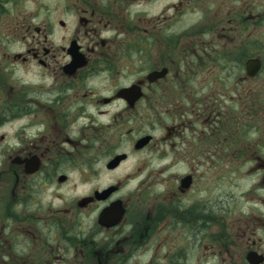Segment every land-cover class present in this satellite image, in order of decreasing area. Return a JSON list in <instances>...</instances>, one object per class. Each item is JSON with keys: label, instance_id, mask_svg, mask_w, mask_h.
I'll return each mask as SVG.
<instances>
[{"label": "flooded vegetation", "instance_id": "flooded-vegetation-1", "mask_svg": "<svg viewBox=\"0 0 264 264\" xmlns=\"http://www.w3.org/2000/svg\"><path fill=\"white\" fill-rule=\"evenodd\" d=\"M41 6L0 0V264H264V0Z\"/></svg>", "mask_w": 264, "mask_h": 264}, {"label": "rangeland", "instance_id": "rangeland-1", "mask_svg": "<svg viewBox=\"0 0 264 264\" xmlns=\"http://www.w3.org/2000/svg\"><path fill=\"white\" fill-rule=\"evenodd\" d=\"M16 1L20 2V4L23 3L24 9L30 10L35 5H43L41 7H47L46 4H48L49 6L57 8L60 0H28L27 2H25V4L23 2L24 0H16ZM9 142H11V138H10ZM245 182H246V180H245V176H244L243 180H242L243 189L246 188Z\"/></svg>", "mask_w": 264, "mask_h": 264}, {"label": "water", "instance_id": "water-1", "mask_svg": "<svg viewBox=\"0 0 264 264\" xmlns=\"http://www.w3.org/2000/svg\"><path fill=\"white\" fill-rule=\"evenodd\" d=\"M150 141V137L144 138L143 140L139 141V143L137 144V147H142L146 144H148Z\"/></svg>", "mask_w": 264, "mask_h": 264}]
</instances>
